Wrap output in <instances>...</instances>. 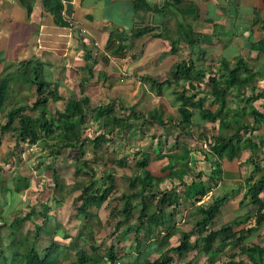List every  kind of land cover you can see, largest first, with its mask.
Returning <instances> with one entry per match:
<instances>
[{
    "label": "trees",
    "instance_id": "16d2710c",
    "mask_svg": "<svg viewBox=\"0 0 264 264\" xmlns=\"http://www.w3.org/2000/svg\"><path fill=\"white\" fill-rule=\"evenodd\" d=\"M44 7L51 14L56 22L63 24L61 20L62 5L60 0H43ZM146 2L143 0V5ZM197 8L193 5V17ZM147 28L137 30V34H142ZM193 36V39H192ZM201 36L193 31L190 34L189 44L193 42V48L201 42ZM188 41V40H187ZM176 40H172V49L175 48ZM252 48L264 50V41L259 40L251 44ZM16 72H20L22 80L35 86V98L31 102L19 103L5 108V121L0 125V132H12L15 138V145L21 143L36 144L41 138L50 139L46 142L49 147V154L55 156L62 148L76 150L75 176L85 175L86 179L73 180L80 186V202L76 206L77 212L88 215V209L100 207L110 195L117 190L115 179V167L105 170L101 177H96V172L92 166L103 159V153L112 142V134L116 131H131L136 127L134 121L141 120L138 131H145L152 126H160L162 129L168 125L174 131L172 138L168 134L159 132L153 136L157 138L154 146V153L146 151L139 153L140 157L135 161L134 174L123 175L127 180L128 188L120 192L119 202L114 204L109 210L110 219L113 222V232L123 231L124 233H134L135 251L140 253L144 245L154 238L158 247H165L160 252V256L154 260L143 261L142 264H173L175 257H182L189 251L194 250L198 254H204L208 263L213 264L227 245L233 243L238 246L237 251L230 253L226 261L221 264H264V246L253 243L245 244L243 236L259 227L264 222V201L260 194L264 190V168L251 159L254 165V173H259L257 179L248 186L245 198L256 208L254 225L247 228L235 230L234 224H239L249 219L250 214L238 217L230 222L218 227L213 226L219 207L225 201L226 196H213L206 205L198 207V218L195 221L193 230L180 231L179 242L173 246H167L169 239L178 230L174 226L176 208L181 206L182 199L188 198L193 201L202 199L217 182L214 176L219 170V162L215 163L212 173L208 174L210 179L204 180L203 176L207 172L199 170L194 172L193 181H182V189L171 187L170 189H160L159 185L168 178L174 179L189 175L192 170L189 165L191 146L180 139L179 134L186 135L185 129L198 119V123H212V132L207 130L199 133V139L195 144L200 146L201 140L209 142V151L202 149L204 153L215 156L218 160L231 161L242 156L244 149L251 152L259 148L255 137L252 136L256 125L264 126V89L257 88V81L261 73L247 65L243 57H237L233 62L222 58L219 62L210 60L197 64L194 59L186 58L173 65L169 75L163 80L153 79L158 92H161L163 85L176 83L173 94L178 101V120L171 121L170 118H163L161 109L149 110L147 112L129 109L127 114H119L115 106L90 107L89 99L85 95H72L65 104L63 110L57 107L54 110L49 108L50 102L62 99L58 93L57 84H52L43 77V64L33 60H25L18 63ZM15 72V73H16ZM13 80L12 74L3 73L0 75V111H3L7 99L10 82ZM248 91L249 94H246ZM199 93L210 95L214 98L216 108L211 110L206 108L203 101L198 97ZM229 98H235L238 103L233 104ZM261 100L262 110L254 106V102ZM122 109V108H121ZM91 122L98 130H101L93 137L84 135L86 125ZM217 123V127L215 126ZM214 124V125H213ZM64 126V128H63ZM164 131V130H163ZM129 133V134H130ZM189 135V133L187 134ZM90 143L89 154L85 155L84 146ZM170 143V144H169ZM166 157L167 162L161 170L167 171L162 176H157L148 168L153 160H160ZM123 158L111 157L117 166L125 164ZM50 167V166H49ZM53 175L56 171L53 170ZM76 178V177H75ZM207 181L209 182L207 184ZM13 190L19 192L27 187V178L16 175L13 180ZM48 208V207H47ZM29 214H27L28 216ZM123 219L121 220L120 217ZM112 217V218H111ZM134 218L138 222L135 226L126 225L124 221ZM19 228L16 223L11 224ZM18 225V226H17ZM47 220L41 225H36L32 240L21 250L12 249L11 254L6 256L0 252V264H60L58 248L61 246L56 240L47 246L40 254L36 249V238L41 231L48 234L54 233L57 229H44ZM2 224L0 225V230ZM143 230V234L142 233ZM142 235V236H141ZM194 237L193 241L190 240ZM25 240H28L26 237ZM20 244V243H19ZM113 246L107 249L109 264H113L118 257L113 253ZM84 249L76 251V257L71 264H88L101 260L98 256H93ZM237 255H244L248 258L235 260Z\"/></svg>",
    "mask_w": 264,
    "mask_h": 264
},
{
    "label": "crops",
    "instance_id": "0c3cea01",
    "mask_svg": "<svg viewBox=\"0 0 264 264\" xmlns=\"http://www.w3.org/2000/svg\"><path fill=\"white\" fill-rule=\"evenodd\" d=\"M60 2L63 24L55 21L53 14L45 9L43 0H0V75L14 72L18 63L25 60L33 59L43 64L44 79L57 84L58 93L62 96L55 102L59 110L64 109L72 95L83 94L89 99L90 107L112 104L118 113H128L130 108L137 111L138 106L144 105L145 112L161 109L163 118H169L172 110L177 112L178 101L173 94L177 84L163 85L161 92H158L152 82L153 79H165L173 65L186 58L201 64L210 60L217 63L222 58L233 62L235 58L243 57L249 67L261 73L256 85L258 89H264V50L251 47L254 42L264 41V0H144V7H141L143 0ZM193 5L197 8L194 17ZM144 28L147 31L136 33ZM193 31L201 36V42L194 48L193 42L189 44ZM174 39L173 50L171 43ZM20 84L11 83L9 86L7 99L13 98V105L24 103L26 99L22 100L21 96L25 95L27 88L34 87L35 91L32 84ZM245 93L249 94L248 91ZM198 97L206 108H216L212 96L199 93ZM229 99L233 104L238 103L235 98ZM253 104L262 110L261 100ZM201 125L210 127L212 123ZM252 136L259 148L252 152L244 149L241 157L231 161L219 160V170L214 176L217 183L202 199L196 201L200 203L210 199L212 190L216 187L217 190L219 186L223 190L221 195H227L216 215L220 220L215 217V227L247 214H250L249 219L234 224L233 228L239 230L254 225L256 208L245 198V194L248 186L259 176L253 171L251 159L264 168V126L256 125ZM195 161L199 162L200 159L193 156L191 146L188 162L191 170ZM208 163V169L212 172L214 165ZM206 176L210 179L209 175ZM221 181L225 183L222 187ZM263 193L264 190L260 196L264 201ZM182 200L193 203L188 198ZM183 204L182 212L178 215L185 221L191 212L187 210V204ZM197 209L195 214L198 213ZM174 222L178 230L167 246L179 242L180 231L193 230V225L186 228L187 225L176 223L175 218ZM190 240L193 241V236ZM242 241L247 245L257 243L264 246V222L246 233ZM144 248H148L149 253L158 252L154 260L165 247H158L156 240L151 238ZM237 248L231 243L223 253L228 259ZM132 257L139 260L137 254ZM219 257L213 264L220 261ZM178 258L182 264H193V250ZM238 259L248 261L244 255H237L235 260ZM133 262L136 261L131 260L129 264Z\"/></svg>",
    "mask_w": 264,
    "mask_h": 264
},
{
    "label": "rangeland",
    "instance_id": "374dc122",
    "mask_svg": "<svg viewBox=\"0 0 264 264\" xmlns=\"http://www.w3.org/2000/svg\"><path fill=\"white\" fill-rule=\"evenodd\" d=\"M16 71L17 69L14 70V72L9 73L13 76V80L10 84L21 83L20 86H23V84L28 83L22 80L20 78L22 74ZM34 98V87H32V89L27 88L25 95L23 94L21 96L22 100L26 99L23 101L24 103L31 102ZM10 106H13V98L6 99L3 111H0V125L5 121V108ZM49 108L54 110L56 108L55 103L50 104ZM136 110L145 112L146 106H138ZM119 114L127 113L119 112ZM170 117H172L171 121H176L179 118L178 113L175 110H172L169 115V118ZM198 121L199 120L195 117L193 125L186 127L185 132H188L189 135H187L188 133H185L186 135H179L183 142L193 144L191 145L193 146V156H197L200 161H195V164L193 163V169L189 175L178 178L176 177L174 179L168 178L160 183V189L167 190L171 187H178V190H180L182 188V181L188 182L194 179V177H192L194 174L193 170L195 172L202 170L203 172H207L208 175L212 173L210 172V169H208V162H211V165H215L216 162H219L215 156L211 154L207 155L206 153L208 152L204 153L202 150L204 148H202L201 145L205 140H201L199 147L195 144L199 139L200 129H202L201 132L207 130L208 134L213 131L211 128L212 125L206 127L201 125V123H198ZM134 124H136V127L134 126L131 133L128 131L119 132L114 130L112 134L113 141L109 143L106 148L107 150L104 151L103 159L92 164L97 178L101 177L105 170L115 167L117 190L110 195L100 207L88 209V215L78 213L76 208L80 202L81 196L80 186L74 183V181L76 179H86L87 177L85 175L75 176L74 174L75 158L77 156L75 149L62 148L58 155L51 156L49 154L50 147L46 142L52 141L48 138H41L36 144L21 143L19 146H16L12 132H0V225L2 224L0 230V252L9 256L12 249L19 248L21 250V248L32 240L36 225H41L44 220H47V225L43 228L47 230L57 229V231L51 234L41 231L36 238V249L42 254L52 240L58 241V243L61 244L58 248V256L61 260L60 264H71L76 257V251L79 249L86 250L88 253L92 254V256L100 257L101 260L98 264H109L110 262L108 261L107 254L109 246H113L114 250L112 254L115 257H119L123 264H129V261L131 260L136 261L133 262V264L153 260L158 252H152L153 250H151L152 253H149L150 250L148 248H142L140 253L135 251L133 232H113L112 225L115 220H113L112 217V219H110L109 210L114 204L119 202L118 196L120 195V192L128 188L127 180L124 179L123 175H130L136 172L134 163L140 157V154H136L135 152L146 151L149 154H153V148L157 143V138H154L153 136L157 135L159 132L169 135V132L170 134H173L174 131H172V128L168 125L164 129L160 126H152L142 133L137 130L139 129L141 120L134 121ZM86 126L84 135L93 137L101 131L91 122ZM169 136L171 138L173 137L171 135ZM89 147L90 143H87L84 146V157H87L89 154ZM195 148H199V150ZM123 156H125V164L123 166H117L115 161L110 160L111 157L123 158ZM166 160L167 159L155 160L150 163L148 168L155 175L162 176L167 171L161 170L160 167L166 162ZM52 169L56 171V175H53ZM19 174L27 178V187L16 192L13 190V180L14 177ZM205 176L206 175L203 176L204 180L208 178V176ZM208 183L209 182L207 181V184ZM220 185L222 187L225 183L221 181ZM216 188L212 190L210 199H207L204 202L197 203L191 199L193 201V203H191V201L181 200L183 201L181 206L175 210L174 218L176 223H181V226L187 225L185 226L186 228H189L191 225L194 226L195 221L199 216L195 214V209L202 204L204 205V203L205 205L209 203L211 197L222 194L223 190L219 189L220 186L217 190H215ZM184 202L187 204V210L191 212V214L189 213V217L185 218V221L182 220L183 217H181V215H178L182 212ZM27 214L29 215L27 216ZM185 216L187 217V214ZM217 217L220 220L219 215ZM117 218H120L121 220L123 219L122 216ZM16 222L19 225V228H15L11 225ZM124 223L125 227L126 225L135 226L138 222L132 217L125 220ZM141 234H143V230ZM26 237L28 240H25ZM21 240L24 243L23 247L21 245ZM136 254L139 257V260L133 259L134 257L132 256H135ZM224 254L225 253H221L219 255L220 261L215 264H221L220 262L222 260H227L226 254ZM193 257V264H210L208 263L206 256L203 254L197 255L194 250ZM175 260V264H182V260L178 257H175ZM88 264L97 263L91 262Z\"/></svg>",
    "mask_w": 264,
    "mask_h": 264
},
{
    "label": "built area",
    "instance_id": "2783aa9c",
    "mask_svg": "<svg viewBox=\"0 0 264 264\" xmlns=\"http://www.w3.org/2000/svg\"><path fill=\"white\" fill-rule=\"evenodd\" d=\"M202 148H204V149H206L207 151H209V142L208 141H204L203 143H202ZM113 264H123L121 261H119V260H116L115 262H113Z\"/></svg>",
    "mask_w": 264,
    "mask_h": 264
},
{
    "label": "bare ground",
    "instance_id": "6f19581e",
    "mask_svg": "<svg viewBox=\"0 0 264 264\" xmlns=\"http://www.w3.org/2000/svg\"><path fill=\"white\" fill-rule=\"evenodd\" d=\"M50 156V155H49ZM44 231V230H43ZM45 232V231H44ZM38 237V236H37ZM47 239V238H46ZM87 242V241H86ZM94 248V247H93ZM89 256H90V254H89ZM93 257V256H92ZM70 263V262H69ZM15 264V263H14Z\"/></svg>",
    "mask_w": 264,
    "mask_h": 264
},
{
    "label": "clouds",
    "instance_id": "9594fccd",
    "mask_svg": "<svg viewBox=\"0 0 264 264\" xmlns=\"http://www.w3.org/2000/svg\"><path fill=\"white\" fill-rule=\"evenodd\" d=\"M120 261V260H119Z\"/></svg>",
    "mask_w": 264,
    "mask_h": 264
}]
</instances>
